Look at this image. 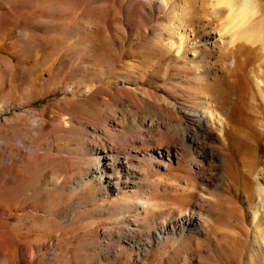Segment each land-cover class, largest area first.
Listing matches in <instances>:
<instances>
[{"label": "rangeland", "instance_id": "rangeland-1", "mask_svg": "<svg viewBox=\"0 0 264 264\" xmlns=\"http://www.w3.org/2000/svg\"><path fill=\"white\" fill-rule=\"evenodd\" d=\"M253 1L0 0V264H264L246 192L264 170ZM229 20L257 28L230 44ZM207 106L225 139L186 138L187 109ZM103 148L118 161L98 171Z\"/></svg>", "mask_w": 264, "mask_h": 264}, {"label": "bare ground", "instance_id": "bare-ground-1", "mask_svg": "<svg viewBox=\"0 0 264 264\" xmlns=\"http://www.w3.org/2000/svg\"><path fill=\"white\" fill-rule=\"evenodd\" d=\"M163 1L166 4H169L170 2H172L173 4H172V6L170 4V7L173 10H178L180 12L183 9V7H180L178 4L180 1H183V0H163ZM217 1H219L220 3L223 1V3L228 8H230V7L234 8L235 7L234 9H237L239 14L243 8L250 9V10L251 9L255 10V8H256V10L259 9V7L255 6V3L253 0H217ZM261 1L262 0H260V2ZM257 6H259V5H257ZM260 6H262L261 8H264L263 5H260ZM222 26L224 27V31H225L224 33L226 35L228 34V36H229L228 41L230 42V44L234 43V41H235L234 37L245 38L248 35H250L251 33H253L257 28L254 23H249L247 26L243 27V25H240L239 23H236L233 20L223 22ZM257 26H259V25H257ZM178 35H179V32H178ZM257 37H259V36H257ZM257 41H260L261 45L263 46V47H261V49L263 48V50H264V30H263V36L260 35V37H259V39H257ZM263 77H264V69H263ZM211 106H207L204 109H197V108H194L191 110L187 109V112L190 114H189V118H186V120L184 121L185 127L183 128V134H184V136H186V138L188 136H190L194 140H196V139L197 140H199V139L210 140V139H212V136H213L211 134L212 132L210 131V129H213L214 131L217 132L216 134L221 135L222 140L225 139L224 133H225L226 129H228V122L224 119V117L219 112L216 111V109L211 108ZM169 128H170L172 135H177L176 126L170 125ZM204 147L205 146L203 145L202 148H204ZM174 148H175L174 145H170L169 148H167V150H166V153H167L169 159H170V157H173L171 152H172V150H174ZM100 152L99 153L97 152L98 154L96 153V158H95V162H94L95 163L94 169L99 171L100 169L104 168L107 170V169H109L110 166H113V164L118 161L117 159H115V155L109 153L108 151L105 152V148H103V150H101ZM214 152L215 151L213 148H208V149H205L204 151L202 150V152H199L198 154L199 155L201 153L202 154L203 153L213 154ZM200 163L201 162H198L196 165L199 167L201 165ZM249 174H252V177L255 180L254 182L256 184L257 194H255L254 192L250 193L249 189H247L246 192L249 193V194H247V196L249 195L247 198H249V200L248 201L245 200V201H247V204H248L247 208H248L249 213H251V216H252L253 226L254 225L261 226L260 228H258V227L256 229L254 228V236L253 237H254L255 243H257V245L263 250L264 244H263V237L261 236V233H263V221H262V219H263V213H264V170L262 168V169L257 170L254 173L249 172ZM108 181L111 182V177L109 178V175H108ZM176 184H178V183L176 182ZM182 214L183 213H180V216H182ZM193 217H194L193 212H191V211L186 212V214L183 215L182 218L177 220L176 222L163 224V228L160 230V232L164 231L165 228L172 229V231L174 233L177 230L183 231L186 228H190L189 226L191 224V219ZM160 232L159 231L156 232L157 237H159ZM257 249H259V248L257 247Z\"/></svg>", "mask_w": 264, "mask_h": 264}]
</instances>
